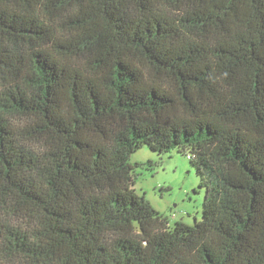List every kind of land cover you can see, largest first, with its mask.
<instances>
[{"label":"trees","instance_id":"trees-1","mask_svg":"<svg viewBox=\"0 0 264 264\" xmlns=\"http://www.w3.org/2000/svg\"><path fill=\"white\" fill-rule=\"evenodd\" d=\"M127 1L137 4L135 20L117 12ZM55 2L0 0V258L264 264V0H85L66 24L110 39L85 63L73 59L78 41L70 39L26 55L11 51L8 36H52L39 8ZM175 8L184 9L181 19ZM183 22L209 40L181 36ZM9 112L29 123L13 127ZM122 114L129 130L115 141L111 128ZM148 114L171 122H145ZM17 134L48 148L38 183ZM144 144L193 155L206 187L201 220L169 226L135 191L133 173L143 164L131 155ZM209 161L226 165L230 201L213 187ZM4 210L33 218L40 244Z\"/></svg>","mask_w":264,"mask_h":264},{"label":"rangeland","instance_id":"rangeland-1","mask_svg":"<svg viewBox=\"0 0 264 264\" xmlns=\"http://www.w3.org/2000/svg\"><path fill=\"white\" fill-rule=\"evenodd\" d=\"M57 6H41L39 8V17L42 23L50 29L52 36L22 39L18 37H6L5 44L13 52L24 55L42 48L51 49L56 40L78 41L77 53L73 54V59L78 64L85 63L91 56L99 53L110 40L108 37L97 34L82 35L75 24H66L69 17H73L83 6L85 0H55ZM200 5L195 4L193 8ZM163 10L168 9L160 5ZM127 20L138 18V7L136 2L127 1L123 6H119L118 11ZM172 15L181 19L185 15L184 9L175 8ZM181 21V20H180ZM179 22V21H178ZM182 22V21H181ZM187 23L181 24L180 35L199 42L205 39L197 35L194 29H190ZM141 68L146 75L151 74V68L148 65L141 64ZM152 76V75H151ZM171 91H176L171 83H165ZM183 112L180 110L177 115ZM8 122L15 128H23L29 123V119L16 112L7 113ZM125 114H122L119 121L114 123L111 128L112 139L115 140L128 133L129 123ZM145 122L167 125L171 122L170 118L155 119L149 114L145 117ZM116 141V140H115ZM115 141L113 142L115 144ZM16 145L20 152L34 160L35 166L28 169L30 180L38 183L40 181V169L46 159L48 148L45 144L30 140L26 135L17 134ZM132 163H142L135 172L133 178L135 191L144 196L146 201L162 214L167 225L174 226L177 221H183L187 224H195L202 219L203 204H205L206 187H200L201 177L198 175L196 164L193 163L187 154H182L177 149L160 153L153 150L148 144H144L134 154L131 155ZM208 176L211 179L213 187L218 190L222 200L230 201L231 193L227 190L228 169L225 164L209 161L207 165ZM2 217L7 218L17 229L28 236L33 245L40 244L35 231L36 221L27 216H17L10 211H3ZM1 262L7 263V259L0 258ZM51 257H46L41 264H52ZM12 264V263H11ZM15 264V263H13ZM19 264V263H16Z\"/></svg>","mask_w":264,"mask_h":264},{"label":"built area","instance_id":"built-area-1","mask_svg":"<svg viewBox=\"0 0 264 264\" xmlns=\"http://www.w3.org/2000/svg\"><path fill=\"white\" fill-rule=\"evenodd\" d=\"M192 156H193L192 154L187 155L188 158H192Z\"/></svg>","mask_w":264,"mask_h":264}]
</instances>
